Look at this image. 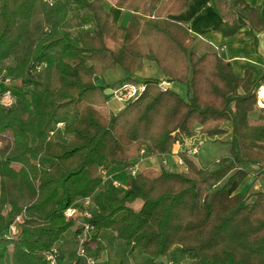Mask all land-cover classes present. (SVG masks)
<instances>
[{
	"label": "trees",
	"instance_id": "obj_1",
	"mask_svg": "<svg viewBox=\"0 0 264 264\" xmlns=\"http://www.w3.org/2000/svg\"><path fill=\"white\" fill-rule=\"evenodd\" d=\"M218 1L224 19L215 29L222 35L241 27L239 9L253 34L264 26V0ZM104 2L0 0V87L15 96L13 105L0 106V264H49L54 247L60 259L63 234L80 229L64 211L87 196L94 205L87 247L95 256L101 230L109 229L140 247L144 264H167L162 258L174 245L189 264H264V190L250 183L236 191L243 165L257 163L256 178L264 176V106L257 96L264 73L238 77L217 51L196 53L189 24L169 15L189 0H115L130 12L124 25ZM87 18L93 28L81 24ZM145 59L165 78H152L137 97L104 113L100 106L111 96L105 89L141 82L136 72ZM117 66L126 72L122 80L94 81ZM163 80L183 82L186 97ZM58 121L65 123L62 139L51 133ZM226 122L229 150L214 164L199 165L186 149L185 170L128 171L142 149L168 154L196 133H227ZM103 168H116L112 176L126 188L103 182Z\"/></svg>",
	"mask_w": 264,
	"mask_h": 264
},
{
	"label": "crops",
	"instance_id": "obj_2",
	"mask_svg": "<svg viewBox=\"0 0 264 264\" xmlns=\"http://www.w3.org/2000/svg\"><path fill=\"white\" fill-rule=\"evenodd\" d=\"M64 1H67V3H70L76 7H84V5L89 0ZM246 1L249 3V5H258L263 0ZM114 2L115 0H105L104 5L111 13L112 17L118 23L124 25L129 20L130 12L116 6ZM239 11L241 13V15L239 16L241 27L239 28L237 33L228 36L222 35L221 32L215 29V26L224 19L221 11V5L219 4L218 0H189L186 8L177 12H172L169 15L174 19L185 21L189 24L190 31L193 36L191 48L196 51V53L202 54L204 52L217 51L230 62L235 75L239 77L243 76L246 71H251L252 76L257 79L264 73V26L260 30H256L255 34H253L250 28L249 21L246 18L247 12L243 9H239ZM79 23L80 22L78 21V19L76 17H73L69 21V26L75 27ZM81 24L88 28H93L95 26V23L91 18H87L86 20L82 21ZM255 36L257 39H255ZM110 43L112 44L111 41H109V44ZM141 68V70L136 72V78H138L141 82L152 78H165L160 67L153 61L145 59L143 67ZM125 75V70L122 67L117 66L107 70L102 75H95L94 81L98 84L109 85L113 82L122 80ZM97 76L99 78L98 81L96 80ZM118 83L121 84V82ZM175 84L176 81L166 80V85H169L170 88H173L180 94L181 88H175ZM184 89L186 91V87H184ZM261 92H263V95ZM257 96L259 105L264 106V83L259 86L257 90ZM114 100L118 99L111 95L107 102L100 106L101 110L104 113L119 110L122 107L123 103L119 100ZM104 110H106L107 112H105ZM255 112L256 111L252 112V114H254ZM215 137H208L205 134L196 133L192 137H186L181 141H177L173 145L171 153L162 155H151L146 153L142 160H139L138 158L134 159V163H137L139 171H160L163 167L172 169L177 166L176 162L177 158L180 156V152L185 151L192 144L197 143L200 139H204L205 141L207 138ZM225 153H228V151ZM189 156L192 157L201 166L208 165L207 162H203L198 157V153L195 155L189 154ZM242 168L246 171V173L240 180L236 191H243L246 187H248L250 183H253L251 190H264V178H256L257 171L259 170V166L257 165V163L246 164ZM254 168H256V170H254ZM113 171H116V168L110 169L109 172L113 174ZM106 182H109V180ZM75 228L76 226L69 228L63 234L62 239H60V241L58 242L63 255L60 258L61 264H77L75 261V250L77 247V243L75 240ZM107 236L111 241L110 248H107L108 245L105 244V239ZM117 240L118 238L115 236V233L113 231L109 229L101 230L94 247L95 253H97L98 264H115L114 258H116L115 256L118 252L119 242ZM130 246L132 251L136 248H140L134 247L132 243H130ZM140 250L142 249L140 248ZM119 264L125 263L121 261Z\"/></svg>",
	"mask_w": 264,
	"mask_h": 264
},
{
	"label": "built area",
	"instance_id": "obj_3",
	"mask_svg": "<svg viewBox=\"0 0 264 264\" xmlns=\"http://www.w3.org/2000/svg\"><path fill=\"white\" fill-rule=\"evenodd\" d=\"M48 2H52V0H46ZM5 82L8 84L10 82L9 78L5 79ZM161 85L166 86V80L161 82ZM145 88L144 82H125L117 85L113 88V97L121 101L122 103L126 102L129 99L137 97ZM15 96L10 88L2 89L0 87V106H11L14 104ZM64 121H58L56 123V127L64 126ZM55 129L51 130V133L54 134ZM204 142V139H200L197 143L192 144L188 148V153L195 155L199 153L200 145ZM146 154L145 149L141 150V154L138 157L139 160H142L144 155ZM177 169L185 170L186 164L184 159L179 156L177 158ZM103 175V182L108 181L115 188H126V184L118 179L115 180L113 178L112 173L108 171V169H101ZM128 171L135 175L139 172V168L137 163L135 162L133 166L129 167ZM81 206H71L68 207L64 212L68 217H73L76 220V223L79 225L80 229L77 231L75 240L77 243V247L75 250V261L77 264H98L97 256L90 253L87 243L90 240L93 233V226L90 225L89 219L92 217L93 211L90 206H92V198L90 196L85 197L80 202ZM49 264H60L59 259V249L54 247L51 251L48 252L46 256Z\"/></svg>",
	"mask_w": 264,
	"mask_h": 264
},
{
	"label": "rangeland",
	"instance_id": "obj_4",
	"mask_svg": "<svg viewBox=\"0 0 264 264\" xmlns=\"http://www.w3.org/2000/svg\"><path fill=\"white\" fill-rule=\"evenodd\" d=\"M96 80L98 81L99 78L97 76ZM175 88H181V93L180 95L182 97H186L187 94V90L185 91L184 87H186V85L183 82H178L176 81V84L174 85ZM112 95V94H111ZM114 101H118V100H114ZM105 112H107L106 110H104ZM254 115H256V112L254 113ZM63 127H56V124L54 125L55 129L54 134H56L57 139L61 138L62 139V131H63ZM225 127L227 129V133H224L222 135H219L215 138H207L201 145H200V149H199V153H198V157L203 161V162H207L208 165H212L214 164V162L217 160V158H219L222 154H227L225 152L228 151L227 148H229V139H230V132L229 131V123H225ZM244 166V165H243ZM242 166V167H243ZM172 169H177V167L172 168ZM254 170H256V168H254ZM155 172H158L159 170H154ZM263 177L264 176H260ZM247 187L244 189L246 190ZM141 202L139 200H136L135 202H133V207L134 208H139ZM92 209L94 208V205L90 206ZM21 221L20 216H18L15 220L14 223H12V225L10 226V234L16 233L18 230V226L17 223ZM114 239V238H113ZM118 252L117 255L115 256V264H119L121 261L124 262L125 264H143V259L145 261V257L146 255L144 254V252H142V250H140V248H136L135 250H131V246H130V242L125 240V239H119L118 238ZM113 243V240H112ZM105 244L108 245L107 248L111 247V241L109 240V237L107 236L105 239ZM96 244H94L95 246ZM117 248V247H116ZM116 250V249H115ZM163 261L167 264H189V258L188 256L182 252L181 248L179 245H174L172 247V249L170 250V252L163 257ZM61 264V262H60Z\"/></svg>",
	"mask_w": 264,
	"mask_h": 264
},
{
	"label": "water",
	"instance_id": "obj_5",
	"mask_svg": "<svg viewBox=\"0 0 264 264\" xmlns=\"http://www.w3.org/2000/svg\"><path fill=\"white\" fill-rule=\"evenodd\" d=\"M150 81H153V80L148 79V80H145V81H143V82H144V83H148V82H150ZM105 93H106L107 95L112 94V93H113V88H107V89H105Z\"/></svg>",
	"mask_w": 264,
	"mask_h": 264
},
{
	"label": "bare ground",
	"instance_id": "obj_6",
	"mask_svg": "<svg viewBox=\"0 0 264 264\" xmlns=\"http://www.w3.org/2000/svg\"><path fill=\"white\" fill-rule=\"evenodd\" d=\"M262 93V95H263V92H261Z\"/></svg>",
	"mask_w": 264,
	"mask_h": 264
}]
</instances>
